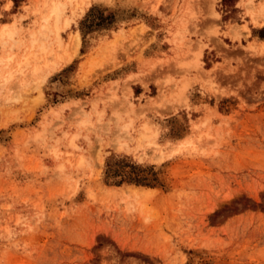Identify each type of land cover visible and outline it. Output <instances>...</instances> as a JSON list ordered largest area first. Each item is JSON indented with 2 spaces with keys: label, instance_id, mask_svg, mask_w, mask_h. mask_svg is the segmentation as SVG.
<instances>
[{
  "label": "rangeland",
  "instance_id": "374dc122",
  "mask_svg": "<svg viewBox=\"0 0 264 264\" xmlns=\"http://www.w3.org/2000/svg\"><path fill=\"white\" fill-rule=\"evenodd\" d=\"M262 29L264 0H0V264H264Z\"/></svg>",
  "mask_w": 264,
  "mask_h": 264
},
{
  "label": "bare ground",
  "instance_id": "6f19581e",
  "mask_svg": "<svg viewBox=\"0 0 264 264\" xmlns=\"http://www.w3.org/2000/svg\"><path fill=\"white\" fill-rule=\"evenodd\" d=\"M51 13H54V14H58L59 13V8H58V6H54V8H53V12H51ZM254 18V17H253ZM68 25V24H67ZM4 27H7L6 25L4 26ZM9 27V26H8ZM8 29V28H7ZM6 30V29H5ZM77 37H78V35H77ZM78 39H79V37H78ZM77 41V40H76ZM73 44H75V43H73ZM78 44H76V46H77ZM188 140H186V142H187ZM184 142V141H183Z\"/></svg>",
  "mask_w": 264,
  "mask_h": 264
},
{
  "label": "trees",
  "instance_id": "16d2710c",
  "mask_svg": "<svg viewBox=\"0 0 264 264\" xmlns=\"http://www.w3.org/2000/svg\"><path fill=\"white\" fill-rule=\"evenodd\" d=\"M260 33H263V34H261V37L264 38V29H262V30L260 31Z\"/></svg>",
  "mask_w": 264,
  "mask_h": 264
}]
</instances>
